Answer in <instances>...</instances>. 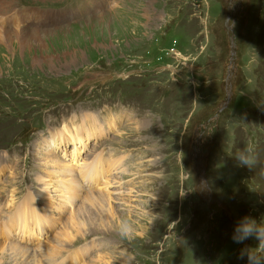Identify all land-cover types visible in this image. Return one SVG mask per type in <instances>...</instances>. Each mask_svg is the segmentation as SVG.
<instances>
[{"label": "rangeland", "instance_id": "1", "mask_svg": "<svg viewBox=\"0 0 264 264\" xmlns=\"http://www.w3.org/2000/svg\"><path fill=\"white\" fill-rule=\"evenodd\" d=\"M94 1L96 9L82 0L0 7L26 21L37 13L21 8L73 13L37 29L39 42L20 38L30 26L0 20V264H74L66 257L80 244L81 264H246L240 250L257 241L231 236L239 218H264V0H237L229 100L226 0ZM193 137L211 152L201 187L184 158ZM247 143L259 154L252 169L235 159ZM106 150L116 159L105 160ZM97 157V189L80 187L66 203L63 170L76 178ZM113 165L117 176L107 178ZM87 193L102 202L82 203ZM27 198L37 211L23 225L15 212ZM38 216L55 226L37 247L17 241L19 231L6 234L10 221L23 236L30 225L47 230ZM122 221L131 238L120 234ZM47 244L59 253L42 256Z\"/></svg>", "mask_w": 264, "mask_h": 264}, {"label": "bare ground", "instance_id": "2", "mask_svg": "<svg viewBox=\"0 0 264 264\" xmlns=\"http://www.w3.org/2000/svg\"><path fill=\"white\" fill-rule=\"evenodd\" d=\"M4 3H8V0H0V7H3V9H6L7 7H8V5H6V4H4ZM2 9V11H4ZM8 9V8H7ZM1 11V13H0V20H3L1 17H3V16H7V15H9L10 14V11H6V12H2ZM22 14V13H21ZM23 15V14H22ZM28 15V14H27ZM35 16V15H34ZM22 18V17H21ZM29 19V18H28ZM27 19V20H28ZM34 19V18H33ZM21 22L22 23H26L27 21L25 20V17L24 18H22L21 19ZM30 26V25H29ZM37 27L36 26H33V27H31L30 26V28H29V30H27L28 32L25 34L24 33V31H22L24 34L22 35H20V38H23V40H29V39H32L33 41H40V38H39V33H38V31H37ZM34 30V31H33ZM21 31V30H20ZM12 34V33H11ZM17 34V33H16ZM10 39H12V38H10ZM88 116V115H87ZM96 117V116H95ZM92 119H93V117L91 118V120H89V122L88 123H97L96 121H92ZM81 123V122H80ZM109 125H111V124H109ZM101 126H105V124H101L99 127H101ZM99 131V128H93L90 132L91 133H96V132H98ZM85 132H87V131H85ZM88 133V132H87ZM98 156H100V154L98 155ZM101 157V156H100ZM98 158V157H97ZM96 160V159H95ZM99 158L96 160V164L94 165V164H91V163H86V164H84V167H82L83 169H81V171H80V175H82L81 173H83V175H82V177H83V179L84 178H86L87 180H88V182L90 183V185L89 186H94L93 184H92V179H93V174L94 173H97L99 176H100V173H99V170H101V168H100V164L98 165V163H99ZM54 162V161H53ZM58 162V161H57ZM86 162V161H85ZM52 163V162H51ZM58 166V165H57ZM53 167V166H52ZM56 167V166H55ZM70 167V166H69ZM73 168V167H72ZM88 168V169H87ZM61 170V169H60ZM63 171H65L63 174H66V173H68L67 175H65L66 177H65V179H67L66 180V183H64L65 184V188H66V184H67V186H68V188L65 190V200H66V203H72L73 202V200L79 195V188L80 187H83V184L82 185H80L79 184V181L77 180V178H75V177H71L70 175L71 174H69V173H72V171L71 170H69V168H67V170H63ZM62 172V171H61ZM76 172V171H75ZM55 173V172H54ZM90 175H92V176H90ZM59 176H61V175H59ZM64 178V177H63ZM85 179V180H86ZM84 180V181H85ZM94 181H95V179H93ZM63 182H64V180H63ZM63 184V185H64ZM77 184H79L80 186H78ZM103 184H105V183H103ZM101 186V185H100ZM104 187V186H103ZM102 187V188H103ZM88 188H91V187H88ZM122 187H119V189H117V192L119 193V194H121L122 192H121V189ZM94 194V193H93ZM28 197H30V198H33L32 196H28ZM101 197H93V196H91V193H87L85 196H84V198H83V200H82V203H84V204H99L100 202H102L101 201V199H100ZM12 200H13V198H11ZM28 199V198H27ZM50 199V198H49ZM50 201V200H49ZM32 202H34V199H31L30 201H29V199L28 200H24V202L17 208V211L15 212V213H17V214H19V216L17 217V220H19V223H23V225L24 224H27V223H29L30 222V220H32L33 219V217H32V214L34 213V212H36L37 211V209L35 208L36 206H34L35 204L34 203H32ZM48 204H49V202H48ZM81 204V203H80ZM29 205H30V207H29ZM15 213H14V215L13 216H15ZM37 214V213H36ZM11 217V216H10ZM30 217V218H29ZM72 217V216H71ZM37 218V225L39 226V225H42L41 224V222H40V220H39V216L38 217H36ZM11 219V218H10ZM14 221V220H13ZM33 222V221H32ZM18 223V224H19ZM35 223H36V221H35ZM14 224V223H13ZM17 224V225H18ZM51 225V224H50ZM10 226L12 227L13 225L11 224V221H10ZM43 226V225H42ZM10 227V228H11ZM14 227V226H13ZM18 227V226H17ZM20 227V226H19ZM43 227H45V226H43ZM73 228V224H72V222L70 221V229H72ZM25 230V229H24ZM23 229L21 230L23 233H25V231H24ZM44 229L43 228H41V226L39 227V232L41 233L42 231H43ZM28 234H30V233H28ZM64 238L65 239H70V234L68 233V232H65V235H64ZM59 247H60V245H58V246H52L51 244H47V245H45L43 248H44V250L43 249H41L40 250V252H42L43 254H42V256H46V257H51L52 258V256H55L57 253H59V251H60V249H59ZM9 248L10 249H14V247H12V246H9ZM16 248H18V249H20V253L22 254V255H25L26 253H27V251H29L28 250V248H26V247H16ZM31 250V249H30ZM51 252H54L53 253V255L51 254ZM82 253V252H81ZM34 254V253H33ZM70 258V260L73 262L74 261V258H73V255L71 254L70 256H67L66 258ZM59 258V257H58ZM61 259V258H60ZM59 259V260H60ZM56 260V259H55ZM62 260H64V259H62ZM67 260V259H66ZM52 262V261H51ZM50 262V263H51ZM55 262V261H54ZM57 262V261H56ZM58 263V262H57ZM57 263H55V264H57ZM68 263V262H67ZM54 264V263H53ZM63 264H65V262H63Z\"/></svg>", "mask_w": 264, "mask_h": 264}, {"label": "clouds", "instance_id": "3", "mask_svg": "<svg viewBox=\"0 0 264 264\" xmlns=\"http://www.w3.org/2000/svg\"><path fill=\"white\" fill-rule=\"evenodd\" d=\"M238 164L252 169L259 163L257 147L253 143L245 144L235 155ZM123 237L131 238L132 227L127 221H122L119 226ZM231 239L234 243L243 244L244 241L254 239L255 247L246 246L240 250V259L246 257V264H264V218L259 222L250 217L243 216L233 225Z\"/></svg>", "mask_w": 264, "mask_h": 264}]
</instances>
